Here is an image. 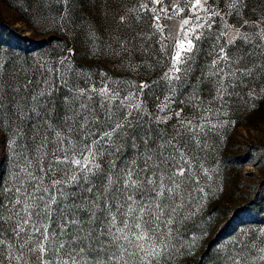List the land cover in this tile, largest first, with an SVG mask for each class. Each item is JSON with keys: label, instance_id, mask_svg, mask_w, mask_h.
<instances>
[{"label": "rangeland", "instance_id": "1", "mask_svg": "<svg viewBox=\"0 0 264 264\" xmlns=\"http://www.w3.org/2000/svg\"><path fill=\"white\" fill-rule=\"evenodd\" d=\"M193 4L195 0H0V264H47L63 254L54 256L30 225L17 235L15 212L21 206L12 205L24 190L34 191L29 172L43 176L45 186L62 178L61 172L48 170L64 167L56 163L64 155L57 147L84 137L80 124L66 121L81 111V102L100 117L98 124L87 125L85 143L112 132L115 122L104 119L109 108L120 122L128 112L132 115L127 116L130 126L125 123L112 133L111 143L104 138L105 154L96 161L102 171L90 176V183L65 186L72 195L64 198V206L81 205L75 216L84 222L82 227L68 225L69 235L78 227L82 236L100 233L110 219L105 209L116 213L114 205L124 198L118 185L108 186L107 175L115 177L134 160L144 168L139 157L146 149L158 153L159 145L171 140L179 149L177 160L183 153L189 162L190 178H179L183 183L175 200L183 206L173 219L172 246L162 264H232L230 257L238 252L241 264H264V0ZM177 40L193 45L181 53L179 72L170 71ZM46 79L52 82V95L37 104L31 97L46 87ZM80 90L84 95L79 96ZM57 133L64 144H57ZM170 151L164 149L165 155ZM135 199L142 197L137 193ZM52 207L51 219L42 223L50 239L56 233L68 241L59 235L64 223L60 206ZM120 219L117 214L118 227ZM109 239L106 233L100 244L86 240L95 249L86 251L84 260L109 264ZM38 242L44 244L43 253ZM101 245L105 251H99Z\"/></svg>", "mask_w": 264, "mask_h": 264}, {"label": "snow or ice", "instance_id": "2", "mask_svg": "<svg viewBox=\"0 0 264 264\" xmlns=\"http://www.w3.org/2000/svg\"><path fill=\"white\" fill-rule=\"evenodd\" d=\"M155 2L159 3L160 0H155ZM200 2L201 0H195V4L192 7L195 8ZM157 19L159 18L157 17ZM188 23L187 19L183 21V25L185 26ZM176 44L178 50L172 57L173 68L170 71L179 72L180 68L176 67V65L182 62L181 53L191 51L193 45L191 40H187L186 42L185 40H177ZM221 51L223 52V49ZM48 71L51 72L52 69H48ZM165 77L171 79L168 73H165ZM176 79H179V77L177 76ZM43 83L46 87L42 88L37 95L31 97L32 101L37 104H39L41 97L45 95L51 97L52 95V82L46 79ZM63 83L66 86L67 80L63 79ZM92 91H95V89H92ZM100 91L104 94L107 92V88ZM82 95H84V90H80L79 92V96ZM78 98V96H75L73 99ZM101 107L103 108L105 105L101 104ZM133 107L138 109L139 105H133ZM80 109L81 111L75 112L74 116L66 117V121L72 120L74 123L80 124L79 130L84 134L83 139L77 144L69 142V147L64 149L57 147L56 150L63 151L64 155L62 159L57 156L56 163L64 165V167L49 168L48 170L49 172H61L63 174L62 178L53 179L50 186H45L43 176L37 177L31 172L28 173L29 178L35 181L34 191L28 192L24 190L22 197H18L12 205L13 208L16 205L21 206L15 212L19 220L14 230L18 229L17 235H19L25 225H30L34 233L40 234V241H47L49 243L50 250H52L54 256L63 252L62 255H59L58 260L48 261L47 264H88L84 260V255L86 251L90 253L94 250L95 245L85 244V241H91L95 238V243L100 244L99 237L106 233L110 236L108 247L113 249L108 256L109 264H162V260L167 258L169 249L172 246L171 225L173 219L178 214V210L183 206L176 203L175 197L178 195V190L183 180L190 178L186 175L187 168L185 167L189 162L184 159L183 153H180V159L177 160L176 153L179 152V149L171 140H166L163 144L159 145L161 151L158 153H153L150 149H146V154H142L139 157L145 165L144 168L136 165V161L134 160L132 166L117 170L115 177H113L112 173H109L107 175L108 186L118 185L116 190L124 198L114 205L116 213H113L111 208L105 209L106 215L110 216V219H108L106 227L100 233L96 234L95 237H93L92 231H89L84 236L79 235L80 227H82L84 222L76 218L75 213L80 210L81 205L73 202L70 206H64V198L72 195V193L65 190V186L79 184L80 181L90 183V176H95L98 172L102 171L100 164L96 161L98 157H102L105 154L107 146L104 143V138L107 137L108 142L111 143L112 133L123 129L125 123H128L130 126L127 116L132 115L131 112H128L124 118V122H120L117 114L109 108L104 119L106 122H115L112 132H104L100 139L85 143V140H88L86 134L87 125L89 123L98 124L100 117L96 116L89 106L83 102L80 104ZM32 111L35 112L36 109L33 108ZM89 116H91V120H89ZM81 120L83 123H80ZM64 143L65 139L61 138L60 134L57 133V144L61 145ZM166 148L171 150L168 155H165L164 152ZM53 155L55 156V153ZM154 157L158 159L154 160ZM150 161H152L151 165L149 164ZM169 162H172L170 168L168 167ZM112 167L114 168L115 165L113 164ZM25 171L27 170L25 169ZM144 172H148L149 175L147 177L142 176L141 174ZM153 176L156 178L153 179ZM179 178H183V180ZM121 181L122 184L120 183ZM21 191V188L16 189L17 193H21ZM87 191L92 192L93 188L88 187ZM55 193L59 194V200ZM137 193L142 197L139 201L135 199ZM145 193L149 195L145 197ZM53 205L60 206L59 210L62 213L61 220L64 223L59 225V235H67L68 241H60L56 233H53L50 239L48 227L42 223V221L51 219ZM3 208L4 205L0 202V210ZM117 214L121 217L120 224H122V227L117 226ZM33 217L35 219H32ZM68 217H72V219H68ZM0 219H3L2 214H0ZM96 219V211L92 210L90 212V220L91 222H95ZM68 225L80 227L77 228V232L69 235L66 231ZM161 225H163V228ZM2 243L3 241L0 240V244ZM66 243L70 245L68 248L65 247ZM71 245H77V247L73 248ZM38 247L41 253L45 251L42 242H38ZM99 251H105V245H101ZM260 251L264 252V248L260 249ZM239 256L240 253L238 252L236 256L230 257L232 264H241V259L237 258ZM261 259H264V257H261ZM93 264H104V261L96 260Z\"/></svg>", "mask_w": 264, "mask_h": 264}]
</instances>
